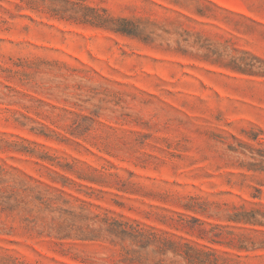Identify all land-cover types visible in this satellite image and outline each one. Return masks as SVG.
I'll return each mask as SVG.
<instances>
[{
	"label": "rangeland",
	"instance_id": "rangeland-1",
	"mask_svg": "<svg viewBox=\"0 0 264 264\" xmlns=\"http://www.w3.org/2000/svg\"><path fill=\"white\" fill-rule=\"evenodd\" d=\"M0 264H264V0H0Z\"/></svg>",
	"mask_w": 264,
	"mask_h": 264
}]
</instances>
